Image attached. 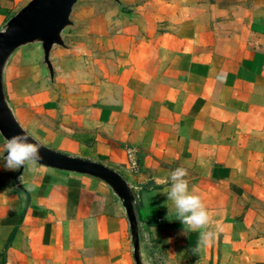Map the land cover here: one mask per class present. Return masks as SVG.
<instances>
[{
    "label": "crops",
    "instance_id": "obj_1",
    "mask_svg": "<svg viewBox=\"0 0 264 264\" xmlns=\"http://www.w3.org/2000/svg\"><path fill=\"white\" fill-rule=\"evenodd\" d=\"M28 2L0 0V28ZM121 2L80 0L66 32L77 50L51 52L54 85L39 47L18 53L7 91L19 122L132 184L151 264H264V0ZM4 145L0 264H135L107 187L37 165L19 176ZM177 167L219 227L199 250L167 199Z\"/></svg>",
    "mask_w": 264,
    "mask_h": 264
},
{
    "label": "water",
    "instance_id": "obj_2",
    "mask_svg": "<svg viewBox=\"0 0 264 264\" xmlns=\"http://www.w3.org/2000/svg\"><path fill=\"white\" fill-rule=\"evenodd\" d=\"M102 1H110L120 8L124 6L121 0ZM79 2L80 0H29L0 28V136L5 143L8 138L27 132L9 101L7 74L10 64L19 52L37 46L42 59L41 66L54 85L56 71L51 62V52L56 47L68 52L77 50L67 44L66 32L75 27L72 14ZM29 139L40 144L31 135ZM40 145L42 159L37 166L93 180L113 193L128 220L135 264H151L146 242L143 240V223L132 184L117 171L100 163L72 157ZM23 170L24 167L19 169V176Z\"/></svg>",
    "mask_w": 264,
    "mask_h": 264
},
{
    "label": "clouds",
    "instance_id": "obj_3",
    "mask_svg": "<svg viewBox=\"0 0 264 264\" xmlns=\"http://www.w3.org/2000/svg\"><path fill=\"white\" fill-rule=\"evenodd\" d=\"M30 135L23 131L8 138L4 148L7 156L4 164L7 170H17L21 167L35 166L42 159L41 145L30 141ZM32 140V139H31ZM187 169L177 167L168 176L170 187L167 190V199L172 202L176 219L187 227L188 231L199 232L197 250L209 246L216 239L219 227L214 225V213L197 194L195 187H189Z\"/></svg>",
    "mask_w": 264,
    "mask_h": 264
},
{
    "label": "built area",
    "instance_id": "obj_4",
    "mask_svg": "<svg viewBox=\"0 0 264 264\" xmlns=\"http://www.w3.org/2000/svg\"><path fill=\"white\" fill-rule=\"evenodd\" d=\"M129 169L132 172H136L139 168L138 159L133 151L128 152Z\"/></svg>",
    "mask_w": 264,
    "mask_h": 264
},
{
    "label": "trees",
    "instance_id": "obj_5",
    "mask_svg": "<svg viewBox=\"0 0 264 264\" xmlns=\"http://www.w3.org/2000/svg\"><path fill=\"white\" fill-rule=\"evenodd\" d=\"M138 208H139V206H138ZM150 224H155L154 222H150Z\"/></svg>",
    "mask_w": 264,
    "mask_h": 264
},
{
    "label": "rangeland",
    "instance_id": "obj_6",
    "mask_svg": "<svg viewBox=\"0 0 264 264\" xmlns=\"http://www.w3.org/2000/svg\"><path fill=\"white\" fill-rule=\"evenodd\" d=\"M83 1H87V0H83Z\"/></svg>",
    "mask_w": 264,
    "mask_h": 264
}]
</instances>
